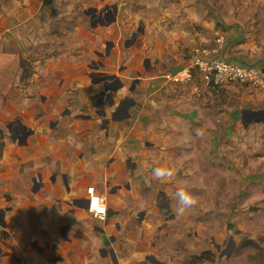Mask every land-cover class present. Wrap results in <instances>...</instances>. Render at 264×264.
I'll return each mask as SVG.
<instances>
[{
  "label": "crops",
  "instance_id": "crops-1",
  "mask_svg": "<svg viewBox=\"0 0 264 264\" xmlns=\"http://www.w3.org/2000/svg\"><path fill=\"white\" fill-rule=\"evenodd\" d=\"M105 1L0 0V216L5 222L3 226L0 221V264H53L49 262L51 258L65 254L69 221L53 213L51 204L40 197L41 187L36 178L42 169L34 171L33 182L28 175L26 182H22L15 174L24 165L20 170L12 169L17 162L33 155L31 147L47 157L43 166L50 170L56 167L60 144L63 148L70 147L63 139L55 144V128L48 131L45 142L34 139L31 145V125L27 122L30 117L26 120L25 110L33 104L22 93L26 79L22 74L34 69L41 46L57 39L68 38L70 45L76 44L73 52L79 53L78 57L93 56L95 61L113 53L120 61L125 56L120 52L121 47L141 41L146 45L145 38L139 32V36L136 34L138 24L132 28L131 37L126 33L129 27L120 26L109 33L108 17L131 13L132 6L122 10L130 0H107L101 6L100 2ZM194 6L199 11L190 12L191 20L209 7L199 0ZM228 6L231 7V0ZM65 14L71 16V23L62 22ZM175 26L182 27L178 22ZM173 27L169 30L164 23L159 34L145 24V31H150L147 42L156 44L146 57L148 61L158 57L159 62L153 69H136L133 85L120 88L121 93L127 88L128 104L123 116L114 117L120 121L113 140H94L99 149L108 144L111 151L108 166L115 174L129 179L125 183L117 179L111 186L104 179L108 189L120 190L125 203L118 215L110 207L112 222L104 221L103 229L117 227L122 214L131 215V222L149 232L151 227L160 229L165 221L172 220L173 227L179 226L175 237L181 240L176 241L177 245L172 244L176 251V256H172L174 264H184V258L177 259L180 254L189 259L188 264H193L191 260L196 253L202 257L203 264H264V89L242 83L207 85L202 73L194 67V56L202 61L224 59L241 65L264 66V43H257L249 36L244 39V35L237 40L241 36L239 28L227 31L225 47L218 52L211 56L195 54L198 48H217L220 36L217 28L221 29V25L208 29L195 26L178 33L179 37H175ZM180 40L191 47L182 52L177 45ZM93 43L96 52H88L86 49ZM115 46L117 50L113 49ZM181 54L183 64H177ZM170 61L174 65L166 69ZM187 68L191 69L190 76L183 71ZM67 72L75 74L74 77L80 75L84 92H107L109 89L102 87L103 81L108 78L113 89V78H118V74L109 75L102 67L84 74ZM170 73H182L184 79L181 83L167 82L165 76ZM39 90L31 95L38 96L37 101L42 102ZM54 104L52 99L45 112L47 120L52 122H56ZM164 163L176 169L175 177L168 182L152 176L151 170ZM99 165L93 159L80 164L78 169L93 171ZM180 189L199 197V203L183 215L172 217L164 210L170 204L178 205ZM158 206L165 208L161 210ZM200 208L207 213H200ZM83 226L77 225L74 231H81ZM99 226L90 222L92 228ZM131 233L135 237L133 228ZM160 234L147 237L146 242L155 247L165 245L162 240L156 241ZM108 248L111 250L108 254L119 258V251Z\"/></svg>",
  "mask_w": 264,
  "mask_h": 264
},
{
  "label": "rangeland",
  "instance_id": "rangeland-1",
  "mask_svg": "<svg viewBox=\"0 0 264 264\" xmlns=\"http://www.w3.org/2000/svg\"><path fill=\"white\" fill-rule=\"evenodd\" d=\"M197 1H126L122 10H125L127 6H132L131 13L126 12L120 16L111 15L108 17L109 33L112 34L120 26L129 27L130 29L126 30V33L131 37L132 28L135 24H138L136 34L139 32L140 36L145 38L146 45L141 41L137 45L121 47L120 52L125 56L120 61L116 60L115 53L112 56H107L102 61H95L93 56L84 55L83 57H78L79 53L73 52L76 49V44L70 45L68 38L65 40L57 39L41 46L40 51L36 54V60L38 61L35 62L34 69L25 73L26 79L23 81L22 93L27 99L30 97L33 104L30 109L26 108L25 110L26 120L27 117H30L27 122L31 125V133L29 134L31 145L34 139H40L41 142H45L48 131L52 130V128L56 129L55 144L62 142L63 139L70 145V147L66 145L63 148V144H60L57 150L56 167L50 170L43 166V163L47 162V157L44 158L35 148L31 147L33 155L22 159L12 167V169H19L24 165L30 174L31 182L35 179V170L42 169V174H48L41 175L40 173L39 177L36 178L41 187L39 191L40 197L51 204L50 207L53 213L59 214L60 217H64L69 221L68 233L66 234L67 241L64 247L65 254H56L49 260L50 263L160 264V262H165L169 264L173 254L166 252L165 248L173 249L172 244L177 245L176 241H181L178 237H175L179 229L178 224L173 227L172 220H168L165 221L160 229L151 227L149 232L144 228L141 229L137 223L130 221L128 226L122 223L117 224L119 231L117 235L108 233L109 230H102L99 227L92 228L90 227L91 221L87 213L86 188L97 175H102L106 184L108 183L110 186L113 184L112 181L117 179H120L122 183L129 181L125 176L115 174L112 167L108 166L111 155L108 144L104 143V147L99 149L94 140H107V142L113 140L120 121L119 119H114V117L123 116L128 104L126 102L127 88L123 93H121L120 88L133 85V74L136 69L139 71L153 69L159 62L158 57L152 58V61H148L146 57V53L150 52L156 44L147 42L150 31H145L144 27L145 24H148L151 29L159 34L161 33L160 27L153 25L151 20L140 17L138 13L140 9L160 10L162 19L159 23H166L169 30L177 22L181 23L182 27H185L189 21L196 24L209 17L214 21V26L216 24L221 25V29L217 28L218 35L227 37L229 33L227 31L241 28V36L237 37V40H241L244 35V39L249 36L251 40H255L257 43H264V0L263 4L246 3V0H231V7L228 6V0H199L205 1L209 7L205 12L199 14L196 19L191 20L190 12L196 13L199 11V7L194 6ZM245 5H247V8H245ZM76 10L78 8H75ZM142 14V16H145L144 14L146 13L142 12ZM71 16L65 14L62 22L71 23ZM219 19H222L223 22H218ZM206 25L210 27L211 24L207 22ZM184 32L173 29L175 37L180 36L178 33ZM230 34L233 35L232 32ZM45 41L47 42L48 40ZM177 45L182 52L187 51L191 47L183 40H180ZM95 47L96 45L93 43L92 47L86 50L94 53L96 52ZM172 47L168 49L171 50ZM113 49L117 50V47L115 46ZM128 53H133L134 56L128 58ZM183 58L184 55L181 54L176 63L183 64ZM169 64L170 66L166 67V69H171L174 62L170 61ZM96 67H102L109 75L116 76L118 74L117 79L113 78V89L111 87L112 82L107 81L108 78H106L102 87L106 90L109 89L107 92L96 93L93 90L84 92L82 89L83 85L80 84L79 80L80 75L78 74L77 77H74L75 74L70 75L67 72L69 70L73 72L82 71L84 74L88 73L89 70H95ZM193 74H195V70ZM90 80L91 76L88 81ZM174 82L181 83L180 81ZM246 86L250 85L247 84ZM48 87H53L55 90H50ZM88 87L92 88L93 84L88 85ZM36 89H40L42 102L37 101L38 96L31 95V92ZM52 99H55V104L52 106L56 119V122L55 120L53 121L54 124L52 121H48L45 115ZM112 99H114V102H112ZM67 105L70 108H67ZM100 132L103 134L99 136ZM53 153H56V150ZM93 159L99 161L100 168L93 171L84 170V172L78 169L80 164H85ZM6 175L10 177L9 173ZM159 208L164 210L165 207ZM175 209L176 207L170 204L164 212L172 217H177ZM200 213L206 214L207 211L200 208ZM111 218L112 216H108L107 223L112 222ZM81 223L84 225L82 230L74 231V227ZM201 223L202 221L200 225ZM131 228L134 230L135 237L131 233ZM156 232L161 233L156 237V241L162 240L166 243L165 245L155 247L153 244L146 242L147 237L155 235ZM170 236L172 238H169ZM108 246L114 247L116 251L120 252L119 258L116 257L114 259L113 255L107 253L111 251L108 250ZM180 256L184 258V264L189 263V259L182 254L178 255L177 259H180ZM191 261L193 264H203L202 257L197 253L192 257Z\"/></svg>",
  "mask_w": 264,
  "mask_h": 264
},
{
  "label": "built area",
  "instance_id": "built-area-1",
  "mask_svg": "<svg viewBox=\"0 0 264 264\" xmlns=\"http://www.w3.org/2000/svg\"><path fill=\"white\" fill-rule=\"evenodd\" d=\"M226 37L220 35L217 39V48H198L195 54L202 53L211 56L225 47ZM194 67L198 68L203 74L204 81L207 84L225 85L231 83H242L256 88L264 89V66L237 64L224 59H212L202 61L196 56L194 58ZM188 76L191 75V69L185 70ZM182 73H170L165 76V81H182ZM87 195V213L90 220L98 223L106 221L109 215V197L108 188L102 175H97L86 188Z\"/></svg>",
  "mask_w": 264,
  "mask_h": 264
},
{
  "label": "water",
  "instance_id": "water-1",
  "mask_svg": "<svg viewBox=\"0 0 264 264\" xmlns=\"http://www.w3.org/2000/svg\"><path fill=\"white\" fill-rule=\"evenodd\" d=\"M94 1H96V0H94ZM108 1L106 0L104 3H101L100 2V5L101 6H103L104 4H106ZM7 5H10V3H6ZM5 7V6H4ZM142 12L143 13H146V14H144L145 16H142L143 14H142ZM139 16L140 17H144V18H146V19H148V20H151L152 22H153V25H155V26H159V27H164V24H160L159 22H160V20H161V14H160V12L159 11H157V10H153V9H141V10H139ZM209 19L207 18V19H205V21H203V22H197L196 24H194V23H192V21H189V22H187V25L185 26V27H178V26H175V27H173V29L174 30H177V31H180V32H184V31H187V30H189L190 28H194L195 26H201V27H203V28H206V29H208L209 27H207L208 25H206V21H208ZM206 26H205V25ZM212 24H213V22H212ZM16 173V172H15ZM27 178L28 179H30L31 180V177H30V174H28V176H27ZM22 181V180H21ZM63 181V180H62ZM23 182V181H22ZM62 184H63V182H62ZM63 187H64V184H63ZM65 189V188H64ZM108 197H109V201H110V204H109V208L112 206V209L113 210H115V211H118L119 210V204L122 202V198L120 197V190L118 189V188H112V187H110L109 189H108ZM112 204V205H111ZM176 205V207H178V205L177 204H175ZM91 223L93 224V226H95L96 224H97V222L96 221H94V220H91ZM101 229H103V222H101V224H100V226H99ZM170 249H167L166 250V252H170L169 251Z\"/></svg>",
  "mask_w": 264,
  "mask_h": 264
},
{
  "label": "clouds",
  "instance_id": "clouds-1",
  "mask_svg": "<svg viewBox=\"0 0 264 264\" xmlns=\"http://www.w3.org/2000/svg\"><path fill=\"white\" fill-rule=\"evenodd\" d=\"M197 134L199 135V130L197 131ZM151 171L153 178L161 182H168L176 175L175 166L168 163H164L159 167H155ZM177 198V215H183L188 209L196 207L199 203V197L190 192H185L183 189L178 190Z\"/></svg>",
  "mask_w": 264,
  "mask_h": 264
},
{
  "label": "flooded vegetation",
  "instance_id": "flooded-vegetation-1",
  "mask_svg": "<svg viewBox=\"0 0 264 264\" xmlns=\"http://www.w3.org/2000/svg\"><path fill=\"white\" fill-rule=\"evenodd\" d=\"M247 2H250L251 4H254V3H257V4H263V0H246V3ZM209 19L208 21H206L205 23H207V22H209L211 25H210V27H213L214 26V21L211 19V18H209V17H206L205 19ZM205 19H203L202 21H200V22H203V21H205ZM212 22H213V24H212ZM205 25V24H204ZM206 26V25H205ZM209 27V28H210ZM15 174H17V177H19V179L20 180H22L23 182H26V175H28L29 173H28V171L26 170V168L24 167V166H22V168H21V170L19 171V172H16ZM63 181H62V179H61V183H62ZM62 186H63V184H62ZM125 202L124 201H122L120 204H119V210L116 212V215H118L119 213H120V211H121V207H122V204H124ZM108 216H110V215H108ZM108 220V219H107ZM107 220L105 221V223L107 222ZM131 221V215H121V223L123 224V225H125V226H127V225H129V223H130V221ZM101 223H98V225H100ZM104 224V223H103ZM101 229V228H100ZM103 230V229H102ZM108 233H113V234H118L119 233V231H118V228L117 227H113V228H111L109 231H108ZM173 248V247H172ZM167 250V249H166ZM170 252L169 253H172L173 255L172 256H176V254H174L176 251H175V249L173 248V249H170L169 250ZM172 256H171V260L169 261V264H172V262L174 261L173 259H172ZM160 264H167V263H162V262H160Z\"/></svg>",
  "mask_w": 264,
  "mask_h": 264
},
{
  "label": "trees",
  "instance_id": "trees-1",
  "mask_svg": "<svg viewBox=\"0 0 264 264\" xmlns=\"http://www.w3.org/2000/svg\"><path fill=\"white\" fill-rule=\"evenodd\" d=\"M27 71H23V74H22V78L24 79L26 77V73ZM0 221L2 222V225L4 226L5 225V222H4V218L0 216ZM204 253H207L206 251Z\"/></svg>",
  "mask_w": 264,
  "mask_h": 264
},
{
  "label": "bare ground",
  "instance_id": "bare-ground-1",
  "mask_svg": "<svg viewBox=\"0 0 264 264\" xmlns=\"http://www.w3.org/2000/svg\"><path fill=\"white\" fill-rule=\"evenodd\" d=\"M41 173H42V172H41ZM44 175H48V174L45 173Z\"/></svg>",
  "mask_w": 264,
  "mask_h": 264
}]
</instances>
